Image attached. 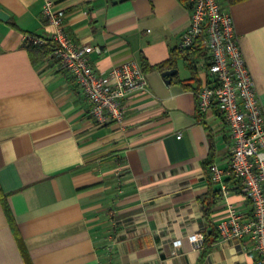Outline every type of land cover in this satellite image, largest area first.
I'll use <instances>...</instances> for the list:
<instances>
[{
    "label": "crops",
    "instance_id": "0c3cea01",
    "mask_svg": "<svg viewBox=\"0 0 264 264\" xmlns=\"http://www.w3.org/2000/svg\"><path fill=\"white\" fill-rule=\"evenodd\" d=\"M229 1V0H228ZM264 105V0L228 3ZM63 26L96 48L105 72L136 59L149 81L126 100L122 121L100 123L73 75L51 55L34 62L28 33L51 37L41 0H0V264H259L252 240H209L235 204L251 214L226 169L233 140L221 113H201L195 88L206 79L185 59L156 65L178 48L190 21L182 0H54ZM13 22V24L11 23ZM176 73L163 76L166 69ZM181 136L178 137V134ZM229 185L222 193V183ZM214 192L220 198L205 214Z\"/></svg>",
    "mask_w": 264,
    "mask_h": 264
},
{
    "label": "built area",
    "instance_id": "2783aa9c",
    "mask_svg": "<svg viewBox=\"0 0 264 264\" xmlns=\"http://www.w3.org/2000/svg\"><path fill=\"white\" fill-rule=\"evenodd\" d=\"M46 22L53 25L51 37L32 33L26 42L55 43L51 54L61 69L69 71L91 103L90 114L100 122L122 121L126 100L137 91H146V71L136 59L126 60L105 72L96 71L88 58L96 48L80 43L65 29V11L56 10L54 0H41ZM190 21L182 32L178 48L203 47L204 54L196 67L204 69L206 79L196 91L201 113L217 109L228 126L233 140L226 169L216 163L209 166L212 179L222 181L224 175L236 181V187L251 205L245 216L235 204H228L227 215L219 222L223 240L248 237L254 244L259 264H264V105L258 98L256 83L242 50L228 9V0H188ZM181 133L178 134V137ZM229 185L222 183L226 196ZM205 231L192 234L190 240L203 247Z\"/></svg>",
    "mask_w": 264,
    "mask_h": 264
},
{
    "label": "trees",
    "instance_id": "16d2710c",
    "mask_svg": "<svg viewBox=\"0 0 264 264\" xmlns=\"http://www.w3.org/2000/svg\"><path fill=\"white\" fill-rule=\"evenodd\" d=\"M182 1L187 3V5L189 6L188 0H182ZM231 2H232V0H229V3H231ZM11 23L13 24L12 21H11ZM26 43H27L26 46L28 48L30 56L34 62L41 60L42 58H44L48 55H51L53 50H54V47H55V43H53L51 40H49V42L46 44H33L31 42H26ZM203 54H204V51H203V47H201V46H198L195 48H189L187 50H181V49L177 48L176 51L172 52V54L170 55V57L167 60L157 64L156 66L160 67V68H163L167 65L176 66L177 59L179 57H183L185 59L187 67L192 71L193 78L198 79L197 75H196L195 63H196V60ZM197 89H198V87L195 88V95H196ZM219 198H220V194L217 192H214L212 195L211 201L207 202L205 204L206 207L204 210H205L206 216H209V214H210L211 204L216 202V200H218ZM204 233H205V238H204V242H203L201 259H203V257L206 255V253L210 250V246L208 244V241L209 240L215 241L220 237V232H219V229L217 228L216 225H212L210 228V231L208 232L205 230ZM24 256H25L24 257L25 258L24 264H32L29 256L26 253Z\"/></svg>",
    "mask_w": 264,
    "mask_h": 264
},
{
    "label": "water",
    "instance_id": "95a60500",
    "mask_svg": "<svg viewBox=\"0 0 264 264\" xmlns=\"http://www.w3.org/2000/svg\"><path fill=\"white\" fill-rule=\"evenodd\" d=\"M9 16L10 15L6 11H4L3 9H0V19H2V20H8L9 19ZM177 70L178 69L176 67H173V68H170V69H166V70H164L162 72V75L163 76L172 75V74L176 73Z\"/></svg>",
    "mask_w": 264,
    "mask_h": 264
}]
</instances>
